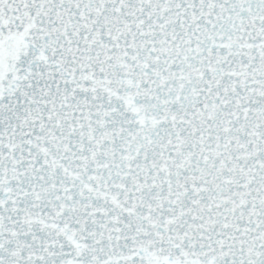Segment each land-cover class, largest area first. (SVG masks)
<instances>
[{"label":"snow or ice","instance_id":"1","mask_svg":"<svg viewBox=\"0 0 264 264\" xmlns=\"http://www.w3.org/2000/svg\"><path fill=\"white\" fill-rule=\"evenodd\" d=\"M0 264H264V0H0Z\"/></svg>","mask_w":264,"mask_h":264}]
</instances>
